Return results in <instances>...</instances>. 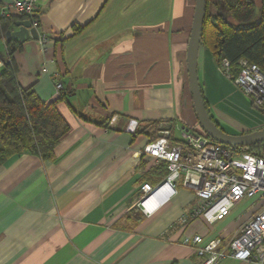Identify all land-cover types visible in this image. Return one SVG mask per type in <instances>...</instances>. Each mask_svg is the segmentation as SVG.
Returning <instances> with one entry per match:
<instances>
[{
  "label": "crops",
  "instance_id": "crops-1",
  "mask_svg": "<svg viewBox=\"0 0 264 264\" xmlns=\"http://www.w3.org/2000/svg\"><path fill=\"white\" fill-rule=\"evenodd\" d=\"M12 1L0 0V9ZM36 12L46 51L38 40H16V78L44 102L57 98L60 82L67 98L58 109L69 130L51 159L22 152L0 165V264H197L184 235L228 240L262 202L241 200L214 231L199 218L182 226L195 198L180 185L151 213L138 205L160 162L142 153L157 134L150 125L171 124L174 139L198 125L186 73L194 0H37ZM197 73L224 131L264 127L203 46ZM130 120L137 132L126 130Z\"/></svg>",
  "mask_w": 264,
  "mask_h": 264
},
{
  "label": "built area",
  "instance_id": "built-area-1",
  "mask_svg": "<svg viewBox=\"0 0 264 264\" xmlns=\"http://www.w3.org/2000/svg\"><path fill=\"white\" fill-rule=\"evenodd\" d=\"M36 2L13 0L0 9V16L9 15L11 8L32 17L30 25L37 30L38 43L45 52L49 37L37 28L39 21L33 17ZM219 67L244 94L251 109L264 116V74L259 66L240 58L235 76L230 74L226 59H222ZM55 89L59 94L62 84L56 82ZM136 128L137 122L130 120L126 130L134 133ZM158 135L144 145L142 153L154 161L167 162L169 172L159 185L143 183L140 186V208L147 212L157 208L180 185L191 190L195 198L190 214L183 215L180 220L182 226L196 218L210 226L228 216L241 200L257 197L262 202L260 208L228 240L214 238L204 242L202 235L193 234L184 235L181 242L195 251L199 259L197 264H217L225 257L264 264V159L213 140L199 125L182 130L176 142L171 139L170 125H161Z\"/></svg>",
  "mask_w": 264,
  "mask_h": 264
},
{
  "label": "trees",
  "instance_id": "trees-1",
  "mask_svg": "<svg viewBox=\"0 0 264 264\" xmlns=\"http://www.w3.org/2000/svg\"><path fill=\"white\" fill-rule=\"evenodd\" d=\"M258 6L259 14L255 17L254 0H206L200 45L210 51L218 66L222 59H226L232 76L238 73L240 58L257 64L264 74V0H258ZM33 17L39 21V12H35ZM31 18L20 13L0 16V42H3V49H0V165L10 156L22 152L51 159L55 146L69 130L58 109V103L67 98L63 88L54 101L44 102L32 87L22 88L17 81L13 54L20 44L15 39L6 41L5 32L13 27L14 22ZM37 28H40V22ZM202 97L204 106L208 108L203 92ZM107 122L103 120L100 124L107 125ZM169 125L171 139L176 142L173 126ZM150 126L157 133L151 137L152 141L159 136L161 123ZM235 148L264 159V142ZM168 172L167 162L160 161L150 171V183H158Z\"/></svg>",
  "mask_w": 264,
  "mask_h": 264
},
{
  "label": "water",
  "instance_id": "water-1",
  "mask_svg": "<svg viewBox=\"0 0 264 264\" xmlns=\"http://www.w3.org/2000/svg\"><path fill=\"white\" fill-rule=\"evenodd\" d=\"M206 0H194V13L186 49V73L188 89L198 125L213 140L230 147H245L264 142V127L245 133L230 134L219 127L204 106L202 90L197 73V59L200 49L201 33L205 17ZM13 28L5 32L6 41L12 39L22 43L25 39L38 38L37 30L31 27L29 20L14 22Z\"/></svg>",
  "mask_w": 264,
  "mask_h": 264
},
{
  "label": "rangeland",
  "instance_id": "rangeland-1",
  "mask_svg": "<svg viewBox=\"0 0 264 264\" xmlns=\"http://www.w3.org/2000/svg\"><path fill=\"white\" fill-rule=\"evenodd\" d=\"M255 2H256V14H255V17H257L258 16V14H259V6H258V0H254ZM176 134H177V132H176ZM240 209V208H239ZM239 209H237L236 211L238 212L239 211ZM205 227L204 228H206V230H210V231H214V228L216 229V223L215 224H213V225H210V226H208L206 223H205Z\"/></svg>",
  "mask_w": 264,
  "mask_h": 264
}]
</instances>
